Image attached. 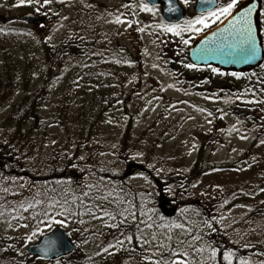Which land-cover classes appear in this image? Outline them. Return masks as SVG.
<instances>
[{"label": "rangeland", "instance_id": "rangeland-1", "mask_svg": "<svg viewBox=\"0 0 264 264\" xmlns=\"http://www.w3.org/2000/svg\"><path fill=\"white\" fill-rule=\"evenodd\" d=\"M177 1L183 10L178 25L183 28L186 20L200 14L194 11L196 0L188 4ZM224 2L217 0V6ZM141 4L147 3L50 0L44 4L40 0L39 4L20 5V0H0V71L13 74L18 86L20 77L14 71L31 74L29 69L37 68L29 83L33 91L45 80L48 54L55 58L42 95L39 125L32 129L30 121L26 129L43 139V153L53 162L72 154V140L89 133V145L77 146L82 149L77 154L80 162L86 160L85 148L93 155L83 168L87 176L84 185L70 200V217L61 216L64 226L55 224L51 230L49 221H32L24 203L15 207L26 190L24 182L0 179V263L9 264L6 258L11 255L25 256L30 246L55 228L64 230L74 249H80L77 260L91 246L102 264H129L136 258L140 262L139 254L133 255L124 244V227L136 222L142 232L138 246L147 256L141 264H171L177 259L186 264H218V249L225 264V253H230L231 264H264V220L259 218L252 225L256 219H247L251 209L256 211L264 200V139L254 150L255 161H240L260 129L264 132V79L252 87L250 97L243 92L235 94L239 82L230 88L229 81L241 83V74L225 86L221 75H216L220 86L214 91L193 90L188 83L194 74L183 75L185 83L180 84L182 50L188 58L195 37L219 21L208 28L197 25L199 33L185 28L176 36L162 30V25L168 24L163 21L161 3L147 4L151 12L142 11ZM27 14L46 17V21L21 22L19 18ZM117 17L123 22L117 23ZM260 36L264 56V29ZM262 66L264 58L258 67V75L264 77ZM0 85H5L2 73ZM19 87L10 93L0 90L4 101L0 104V133L21 97L15 92ZM122 146L126 153L120 154ZM47 163L41 159L38 170L45 171ZM195 163L203 172L189 178L188 171ZM130 164L141 166L143 171L127 175ZM7 185H11L10 190ZM5 189L10 191V199L20 195L7 206L2 204ZM162 197L175 208L173 217L159 209ZM78 206L86 215L81 226L75 223ZM153 207L166 220L154 219ZM116 221L123 230H118ZM180 241L183 244H178ZM240 242L250 247L231 251L229 245ZM172 251L177 256L173 257Z\"/></svg>", "mask_w": 264, "mask_h": 264}, {"label": "trees", "instance_id": "trees-1", "mask_svg": "<svg viewBox=\"0 0 264 264\" xmlns=\"http://www.w3.org/2000/svg\"><path fill=\"white\" fill-rule=\"evenodd\" d=\"M66 48L64 47L62 51H64ZM59 51V50H58ZM183 54L180 55L181 65L182 67L180 69L181 73L179 74V78H177L178 82L180 84L185 83L186 76L183 75H190L194 74L192 77L191 83H188V85L193 88V90H200V89H207V90H215L220 85L216 84V75H221L219 78L224 80V84L222 86H225V82L228 80H232V77H236L232 75L230 71H224L217 69L215 67H204L200 69L196 68H187L184 65L190 64L188 62V58H186L184 50H182ZM58 53V52H57ZM54 54L50 53L48 54V58H46V66H45V80L42 82V84L38 87H36L33 91L30 87V80L34 78L36 74L37 68L34 70H30V73L22 72L21 74H17L16 71H14L15 75H18L20 77V82L18 86H16L14 82V76L11 74L8 70L2 69L0 73L5 74V85H0V90H5L6 93L12 92V90L17 87H19L20 90H16L15 92L21 95L20 99L18 100V103L13 109V116L6 120V123L1 128L0 133V179L5 180V183H10L11 180L17 179L21 182H24V188L26 190L23 191L22 197L16 196L13 197L14 199H17L20 197L15 207H19L18 205L24 203V207L27 208L29 203L35 204L36 200L41 201L40 204H36L35 207L28 208L27 212L28 215L31 217L32 221L38 224L47 223L49 221V217L52 219L60 220L61 216H64L66 219L70 217V212L72 210V206L68 207L70 205V200L73 199L75 191H78L79 188H81L84 185V178H87L86 173L84 172L83 168L85 165H88L91 163L88 159L91 158L90 149L85 148L84 151L86 152V160L85 161H79L78 154L82 150L81 148H77V146H88L90 143V133L85 138H77L76 140H72L73 146L75 147V151L70 154L68 157L63 159L60 162H53L49 156L44 154V141L43 139L36 137L33 135V131L27 130V126L32 121L33 127L32 129H35L38 127L37 118H38V112L40 110L41 104L43 102V93L44 89L49 84V79L51 78V74L53 71V66L55 63V58L53 57ZM185 55V56H184ZM46 57V56H45ZM27 65V64H26ZM28 67V66H27ZM215 68L217 71L213 72L212 69ZM34 71V72H33ZM259 69L256 68L252 71H247L241 73V83L240 81H229L231 85L233 83H236V85L240 84L239 88L235 89V94H242L243 92L244 96L253 95L252 87L256 84V86L263 82L262 79H264L263 76L258 75ZM248 76V77H247ZM244 77H247L250 80L251 78H254V80H251L249 82L246 81ZM256 79V80H255ZM247 82V83H245ZM234 85L230 86L233 87ZM13 90V92H14ZM257 94L260 95L262 93L260 89H257ZM256 93V92H255ZM3 97H0V104H4ZM65 115L66 112L64 113ZM63 129L66 131V128L63 127ZM259 135L255 138V140L251 143V145L248 147L247 151L243 154L240 161H246L248 159H253L255 161V148L257 147L258 143L264 139V132L263 128L260 129ZM81 139V140H80ZM43 141V144H42ZM71 142V140H69ZM69 144V143H68ZM67 146V145H66ZM64 146V147H66ZM206 146H203L205 148ZM122 149L119 153H126L125 146H122ZM78 153V154H77ZM93 156V155H92ZM41 159H44L46 162L47 169L45 171L38 170V164L40 163ZM202 164V163H201ZM72 165H76V167H73ZM223 167L222 169H224ZM215 169H221V167H215ZM233 170V169H232ZM203 168L201 169L198 167V164L195 163L193 167H191L188 171V177L194 178L196 175L202 174ZM81 179V182H80ZM68 181L72 182L69 183ZM76 182V183H75ZM72 187L74 188V191H72ZM7 190H10L11 185L6 186ZM71 192V194H70ZM73 193V194H72ZM264 196V195H263ZM13 198L10 199V191H7V196L3 198L5 206L10 205V201L13 200ZM264 199V198H263ZM56 201H59V204H56ZM14 202V201H13ZM49 204H52L53 207H49ZM249 205L250 208L253 206L251 204ZM261 207H257L256 211H253L251 209L250 213L247 218L248 220L256 219V222H252V225H255L259 220V218L264 220V200L260 204ZM68 207V208H67ZM67 208V209H66ZM154 208V207H153ZM152 208V209H153ZM66 209V211H65ZM73 211V210H72ZM75 211V223L77 226H81L80 224L83 222L86 215L83 216L81 213V210L79 209V206ZM153 216L156 220H166V217L159 213L157 207L153 210ZM47 213V215H45ZM66 213L67 215L63 214ZM6 217V215H5ZM45 219V220H44ZM82 219V220H81ZM264 224V222H262ZM116 225L118 227V230H123V227L116 221ZM262 226V225H261ZM124 236H125V242L124 244L126 246H129V252L132 251L133 255L139 254L140 262L138 258L135 259L134 262H130L129 264H141L143 260L147 258L143 251H141V248L138 246V235L139 233L142 235L141 230H139L137 223L135 222L131 226L124 227ZM84 228L82 227V230ZM251 230V227L249 226V229ZM247 230V232H248ZM144 234V232H143ZM136 235V236H135ZM129 236L132 240H129ZM133 236L135 238H133ZM144 237V235H143ZM130 241V245L128 242ZM264 245V244H262ZM124 246V245H123ZM228 246V245H226ZM231 248V251H238L239 249L245 247L248 248L249 243H243L240 242L238 244L229 245ZM126 248L125 246L123 247ZM264 246L262 247V249ZM88 251H83L81 255V259L77 260L75 258L77 252L80 254V249H74V251L59 259H54L51 261H43L39 259L38 257H32L26 254L25 256L21 257H15L13 255L6 258L9 264H60V262H63L64 260L68 261L64 264H102L100 260L97 259V256L92 250V247H87ZM219 253V259L218 264H225L221 257V251L218 249ZM264 252V251H263ZM87 257V258H85ZM73 258V259H71ZM71 259V260H70ZM5 264V261L0 263Z\"/></svg>", "mask_w": 264, "mask_h": 264}, {"label": "water", "instance_id": "water-1", "mask_svg": "<svg viewBox=\"0 0 264 264\" xmlns=\"http://www.w3.org/2000/svg\"><path fill=\"white\" fill-rule=\"evenodd\" d=\"M145 2L151 6L162 3V18L164 23L168 25L178 24L183 20V10L179 6L177 0H145ZM251 2L256 3L257 7L261 9V0H251ZM242 3L248 5L249 0H244ZM214 6H217L216 0H213L212 3L204 2V0H196L194 11L198 14L207 13L208 10H214ZM173 8L176 10L170 11V9ZM19 20L32 24H42L45 22L44 17L30 14L21 16ZM225 29H229V22L224 19L215 28L203 35L197 36L188 51L190 63L195 65V67L216 66L221 69L233 71L252 70L259 66L264 58L261 36L257 39L258 52L255 59L242 60L236 57V59L233 60V57L236 56V53L239 51V41L232 39ZM229 45L232 47L229 48ZM221 49L222 51H220ZM133 170L143 171V168L135 164H130L127 168V175ZM159 209L168 217H173L175 214V208L163 197L159 199ZM46 240L56 241L55 254L49 253L47 257L39 252V249L44 247V242ZM73 249L74 246L69 241L67 233L60 228H55L50 233L42 236L38 243L30 246L27 249V253L30 256H37L42 260L48 261L68 255L73 252Z\"/></svg>", "mask_w": 264, "mask_h": 264}, {"label": "snow or ice", "instance_id": "snow-or-ice-1", "mask_svg": "<svg viewBox=\"0 0 264 264\" xmlns=\"http://www.w3.org/2000/svg\"><path fill=\"white\" fill-rule=\"evenodd\" d=\"M40 0H20V5H23L25 3L31 4V3H37L39 4ZM50 0H43L44 4H48ZM190 0H183L184 4H188ZM204 2L212 3L213 0H204ZM140 9L142 11H153L152 8H149L147 4H141ZM176 9H170V11H175ZM221 18H224L226 21L229 22V29H225V31L228 32L229 36L239 41V51L236 53V56L233 57V60L236 59V57H239L242 60H253L256 58V54L258 52L257 48V39L262 34V29H264V10H261L257 7L256 3H252L251 0H249L248 5H244L242 3V0H225V2L222 5L214 6V10H208L207 14L202 13L199 16L194 17L193 19L186 20L184 22V27L182 28L178 24H170V25H162V30L165 32H170L173 35L180 36L181 33L184 31L185 28L188 30L194 31L199 33L201 31V27L208 28L210 26V23L219 21ZM117 23H122L117 17L116 20ZM197 25L201 27H197ZM182 42L187 45L188 40L184 39ZM232 46L229 45V48ZM222 51V49L220 50ZM187 68H193L195 65L193 64H186L184 65ZM264 67V66H262ZM213 72H216L217 70L215 68L212 69ZM234 76H238V73H232ZM83 159V158H81ZM73 167H76V165H72ZM146 179V178H145ZM22 186V185H21ZM5 191H7L5 189ZM85 196L88 195V193L84 194ZM41 201L36 200L35 204L29 203L28 207L24 210L27 211L28 208L35 207L36 204H40ZM56 204H59V201H56ZM49 207H53L52 204H49ZM66 211V209H65ZM105 215H108L107 212L104 213ZM47 215V213H45ZM55 224H59L61 226H64V221L52 219L49 217V222L47 223V227L49 230H51L52 226ZM179 227V226H178ZM209 227H211V224H209ZM39 231V229L37 230ZM36 232L32 233V236H35ZM32 237H28V239H31ZM168 239H171V237H168ZM178 244H183V241L178 242ZM55 247H56V241L55 240H46L44 242V247L39 249V252L47 257L49 253L55 254ZM173 257L177 256L176 251H172L170 253ZM213 256L215 255V249L212 250ZM180 255H184L181 253ZM230 253L224 254V259L228 261V264H231V261L229 260ZM171 264H186V261L184 260H173Z\"/></svg>", "mask_w": 264, "mask_h": 264}, {"label": "flooded vegetation", "instance_id": "flooded-vegetation-1", "mask_svg": "<svg viewBox=\"0 0 264 264\" xmlns=\"http://www.w3.org/2000/svg\"><path fill=\"white\" fill-rule=\"evenodd\" d=\"M224 19V18H223ZM223 19H221V20H219V22L218 23H216L214 26H212L210 29H212L213 27H215L216 25H218ZM210 29H208V30H210ZM207 30V31H208ZM206 32V31H205ZM204 32V33H205ZM231 73H238V74H241L242 72H235V71H230Z\"/></svg>", "mask_w": 264, "mask_h": 264}]
</instances>
